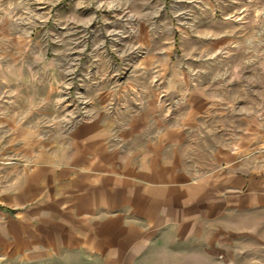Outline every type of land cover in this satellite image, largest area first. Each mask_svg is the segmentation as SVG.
I'll return each instance as SVG.
<instances>
[{"label": "rangeland", "instance_id": "374dc122", "mask_svg": "<svg viewBox=\"0 0 264 264\" xmlns=\"http://www.w3.org/2000/svg\"><path fill=\"white\" fill-rule=\"evenodd\" d=\"M203 96L234 114L208 122L210 142L244 135L246 98L264 124V0H0V264H16L10 241L26 239L22 213L53 168L70 171L75 130L106 120L117 142L118 119L176 118ZM237 221L226 248L197 246L202 264H264V211Z\"/></svg>", "mask_w": 264, "mask_h": 264}, {"label": "crops", "instance_id": "0c3cea01", "mask_svg": "<svg viewBox=\"0 0 264 264\" xmlns=\"http://www.w3.org/2000/svg\"><path fill=\"white\" fill-rule=\"evenodd\" d=\"M246 99L239 116L247 125L238 129L244 135L229 142L207 139L219 135L213 125L221 114H234L206 96L183 98L176 118L146 110L118 119L117 142L106 120L75 130L70 171L53 168L46 197L43 188L39 201L31 199L21 217L26 239L10 241L9 258L16 264H202L197 246L210 251L215 237L226 248L228 232L243 225L239 214L264 211V124L252 126ZM209 121L216 122L210 127ZM227 130L236 134L234 124Z\"/></svg>", "mask_w": 264, "mask_h": 264}]
</instances>
